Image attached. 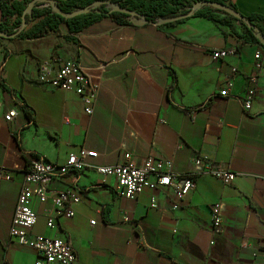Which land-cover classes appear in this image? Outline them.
<instances>
[{"label":"crops","instance_id":"obj_1","mask_svg":"<svg viewBox=\"0 0 264 264\" xmlns=\"http://www.w3.org/2000/svg\"><path fill=\"white\" fill-rule=\"evenodd\" d=\"M230 1L245 16H264V0ZM235 31L243 33L240 22L231 28L204 17L169 26L103 19L72 34V40L54 35L5 40L11 52L7 61L0 44V78L11 88L0 86V167L14 171L11 181H0V264H35L37 259L33 249L10 236L23 172L32 160L26 154L63 164L82 148L98 153L90 161L95 166L124 163L127 155L140 166L151 157L171 160L173 172L182 176L199 172L191 160L205 156L236 179L224 184L196 174L197 188L182 199L170 187L146 189L131 200L118 194L114 177L94 168L73 172L52 189L80 192L75 216L49 229L53 203L34 200L38 218L32 235L67 242L78 264L259 262L264 255V65L256 70L255 54L262 50L264 61V49L244 44ZM229 48L238 54L213 59L214 51ZM55 56L77 61L100 79L92 116L76 92L38 82L41 66ZM253 76L256 92L246 110ZM228 81L233 86L223 96ZM13 109L19 116L8 122L5 116ZM215 203L222 205L219 231L212 228Z\"/></svg>","mask_w":264,"mask_h":264},{"label":"built area","instance_id":"obj_2","mask_svg":"<svg viewBox=\"0 0 264 264\" xmlns=\"http://www.w3.org/2000/svg\"><path fill=\"white\" fill-rule=\"evenodd\" d=\"M236 48L217 50L212 53L214 60H222L230 55H237ZM263 53L259 50L255 54V68H263ZM55 69H54V68ZM236 72V69H233ZM257 77L250 78L251 86L248 90V100L245 103L246 110L251 109L252 97L256 90L254 84ZM38 82L47 84L54 89L74 91L82 97L85 113L92 116L101 90L100 79L92 78L77 61L62 56L53 57L51 62L41 66ZM227 88L221 92L223 96L229 94L232 81L227 82ZM19 110L13 109L6 116L8 122L19 116ZM98 157L93 150L82 148L79 154L70 155L63 164L54 163L45 158L34 155L29 168L23 172L24 182L21 187L13 223L10 231L11 239H15L21 245L33 249L37 254L35 264H78L76 252L65 241L51 236H34L32 230L37 224V214L32 203L38 200L41 204L49 201L53 203V214L48 217L47 226L54 229L59 219H70L75 216V205L82 201L80 192L70 187L63 190L52 189V185L73 172H81L88 168H94L99 174L114 177L117 180V192L120 196L134 200L144 190L156 191L160 188L174 189L176 196L182 199L197 188V182L193 178L196 174L209 175L222 181L224 184H232L236 174L217 167L208 157H195L191 160L192 165L199 171L186 176L177 175L173 172L171 160H159L148 158L140 166L130 163V155L127 161L114 166H95L91 160ZM13 170L0 167V181H11ZM152 207H157V201L152 200ZM178 209V206H174ZM212 228L219 231L223 228L224 219L221 203L211 206ZM91 224L95 225L93 220ZM255 264H264L262 259Z\"/></svg>","mask_w":264,"mask_h":264},{"label":"trees","instance_id":"obj_3","mask_svg":"<svg viewBox=\"0 0 264 264\" xmlns=\"http://www.w3.org/2000/svg\"><path fill=\"white\" fill-rule=\"evenodd\" d=\"M198 2H211L198 9H193ZM47 3L37 2L31 13L26 12L27 3L10 2V0H0V10L2 19L0 21V44L5 47V61L11 56V52L6 48L5 40H39L54 35L72 40V34L80 33L91 25L111 19L119 25H138L140 18L117 11L115 7L129 8L150 23L161 25V20L177 18L183 15L190 17H204L234 28V22H240L244 31L235 34L244 44H255L264 49L259 38L264 37V27L260 22L264 20L261 14L245 16L249 20V25L243 23L230 13L216 7V4L228 5L238 8L230 0H57L56 7L59 12H55L52 5L41 7ZM80 10H87L85 13L74 17H66ZM241 13V12H240ZM189 18V17H188ZM134 19L135 21H133ZM187 19V18H186ZM179 19L165 26L183 22ZM67 28V33L61 32V27ZM0 86L5 90L11 88L0 78ZM27 115L32 118L26 105L23 106ZM31 160L34 155H27Z\"/></svg>","mask_w":264,"mask_h":264},{"label":"water","instance_id":"obj_4","mask_svg":"<svg viewBox=\"0 0 264 264\" xmlns=\"http://www.w3.org/2000/svg\"><path fill=\"white\" fill-rule=\"evenodd\" d=\"M37 2H43V3H47L49 5H52L53 8H54V11L55 12H59V9L56 7L54 0H33V1H31L29 3L26 12L31 13L33 7L35 6V4ZM208 4H212V3L211 2H198V3L194 4L193 9L195 10V9H198V8H200L202 6H205V5H208ZM216 7L219 8V9H221V10H224V11L230 13L231 15L235 16L236 18H238L243 23L249 25V20L242 13H240L239 11H237L235 8H233L231 6H228V5H222V4H216ZM115 9L117 11H120L122 13L128 14L130 16L139 17L140 18V21H139V24L140 25H144L145 23H150L147 20L143 19L140 16L139 13H137V12H135V11L129 9V8L115 7ZM86 11L87 10H80V11H77L75 13H72L71 15H65V16L66 17H74V16H77L79 14L85 13ZM190 16L191 15H183V16H180V17H177V18H169V19H166V20H161L160 23H161V25H163V24H169V23L175 22L176 20H179V19H186V18H188ZM0 36H3V34L1 32H0ZM259 40H260V43L264 46V37L263 36L260 37Z\"/></svg>","mask_w":264,"mask_h":264},{"label":"rangeland","instance_id":"obj_5","mask_svg":"<svg viewBox=\"0 0 264 264\" xmlns=\"http://www.w3.org/2000/svg\"><path fill=\"white\" fill-rule=\"evenodd\" d=\"M260 25H262V23L260 22Z\"/></svg>","mask_w":264,"mask_h":264}]
</instances>
